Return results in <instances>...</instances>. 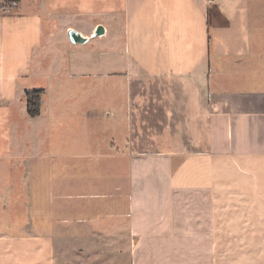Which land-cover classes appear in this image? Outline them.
I'll return each instance as SVG.
<instances>
[{"label": "crops", "instance_id": "0c3cea01", "mask_svg": "<svg viewBox=\"0 0 264 264\" xmlns=\"http://www.w3.org/2000/svg\"><path fill=\"white\" fill-rule=\"evenodd\" d=\"M15 1L0 12V264H264V0ZM23 214L35 226L10 230Z\"/></svg>", "mask_w": 264, "mask_h": 264}, {"label": "rangeland", "instance_id": "374dc122", "mask_svg": "<svg viewBox=\"0 0 264 264\" xmlns=\"http://www.w3.org/2000/svg\"><path fill=\"white\" fill-rule=\"evenodd\" d=\"M5 1H8L9 2V1H14V0H0V7L3 6V4H4L3 2H5ZM16 5L17 4L10 3V6H12V7H11V9L9 8V10H13V8L16 7ZM60 46H61V50L62 51L66 48V47H63L62 44ZM63 52L65 53V51H63ZM113 100H114V95L111 92H110V94H108L106 100H104V101L101 100V108H102L103 112L105 114H106V112L108 113V114H106V116H109V113L114 110V106L112 105L113 104L112 103ZM82 139H83L82 137H79V140H82ZM82 143H84V142H82ZM79 147L83 148L82 146H79ZM62 150L63 149H61V151ZM85 150H90V149H85ZM104 150L105 149H102V151H104ZM98 152H101V151L99 149H96V150H94V151L91 152L92 157H84V158L81 159L83 167H77V168H79V169L82 168L81 170H79L82 173V175H86V176H88V175H90V176L94 175V172L97 170L96 164L99 161L100 162L102 161L101 159H99L98 157H96V156L93 155V154H97ZM86 162H89V163H86ZM119 174H120V172H118V170H117V176H119ZM126 176H127V169H126L125 174L122 176L123 177V187L126 186ZM102 181H103V179H102ZM91 183H92V187L93 188L99 186V184H96V181H94V179H92ZM101 186L103 188H105V189L108 190L109 182L107 181V183H105V184L102 183ZM88 187H89V185H88ZM123 194H124V191H123ZM124 197H125V194H124ZM111 203H113V201L112 202H109L108 201L107 204H106V206L108 207ZM32 218H34V217H30V216L24 215V214L21 215L20 217H16L15 216L14 217L15 223L13 224V227L14 228H11L10 230L23 231V230H25L28 227V225H31L32 228H33L35 226V221ZM7 219H8V217H0V220H1V222H0V229H4L5 230V228H7V227H5L6 224L7 225L9 224V223H7ZM32 220L34 221L33 223H32Z\"/></svg>", "mask_w": 264, "mask_h": 264}, {"label": "trees", "instance_id": "16d2710c", "mask_svg": "<svg viewBox=\"0 0 264 264\" xmlns=\"http://www.w3.org/2000/svg\"><path fill=\"white\" fill-rule=\"evenodd\" d=\"M44 91L42 87L27 89L25 93L27 113L30 116H37L41 113V96Z\"/></svg>", "mask_w": 264, "mask_h": 264}, {"label": "water", "instance_id": "95a60500", "mask_svg": "<svg viewBox=\"0 0 264 264\" xmlns=\"http://www.w3.org/2000/svg\"><path fill=\"white\" fill-rule=\"evenodd\" d=\"M105 31V28L102 24L97 26L96 31L93 33V36H97V35H102ZM68 37L70 39V41L74 42V43H84L86 42L89 37L83 35L80 31H78L77 29L74 28H70L68 30Z\"/></svg>", "mask_w": 264, "mask_h": 264}, {"label": "built area", "instance_id": "2783aa9c", "mask_svg": "<svg viewBox=\"0 0 264 264\" xmlns=\"http://www.w3.org/2000/svg\"><path fill=\"white\" fill-rule=\"evenodd\" d=\"M3 6L0 7V12H7V11H10L9 8L11 9L12 6H10V3L12 4H17V2L14 0V1H5L3 2ZM6 3V4H5Z\"/></svg>", "mask_w": 264, "mask_h": 264}]
</instances>
